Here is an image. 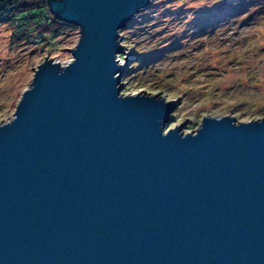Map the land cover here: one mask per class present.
Instances as JSON below:
<instances>
[{
    "label": "water",
    "instance_id": "water-1",
    "mask_svg": "<svg viewBox=\"0 0 264 264\" xmlns=\"http://www.w3.org/2000/svg\"><path fill=\"white\" fill-rule=\"evenodd\" d=\"M151 1L48 0L81 36L0 124V264H264V116L166 129L180 98L122 92Z\"/></svg>",
    "mask_w": 264,
    "mask_h": 264
},
{
    "label": "rangeland",
    "instance_id": "rangeland-1",
    "mask_svg": "<svg viewBox=\"0 0 264 264\" xmlns=\"http://www.w3.org/2000/svg\"><path fill=\"white\" fill-rule=\"evenodd\" d=\"M15 31L0 19V124L13 119L46 55L71 61L66 48L81 36L75 24L52 41H31ZM121 36L123 69L124 57L135 54L122 73V92L180 98L166 129L187 118L184 132L196 130L204 116H264V0H152Z\"/></svg>",
    "mask_w": 264,
    "mask_h": 264
},
{
    "label": "trees",
    "instance_id": "trees-1",
    "mask_svg": "<svg viewBox=\"0 0 264 264\" xmlns=\"http://www.w3.org/2000/svg\"><path fill=\"white\" fill-rule=\"evenodd\" d=\"M0 19L10 21L17 37L54 39L74 26L56 18L48 0H0Z\"/></svg>",
    "mask_w": 264,
    "mask_h": 264
}]
</instances>
